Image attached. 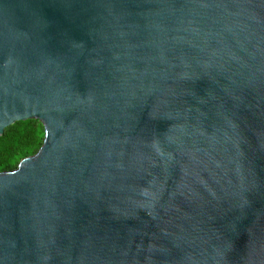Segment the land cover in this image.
<instances>
[{
  "label": "water",
  "instance_id": "95a60500",
  "mask_svg": "<svg viewBox=\"0 0 264 264\" xmlns=\"http://www.w3.org/2000/svg\"><path fill=\"white\" fill-rule=\"evenodd\" d=\"M0 264H264V0H0Z\"/></svg>",
  "mask_w": 264,
  "mask_h": 264
},
{
  "label": "trees",
  "instance_id": "16d2710c",
  "mask_svg": "<svg viewBox=\"0 0 264 264\" xmlns=\"http://www.w3.org/2000/svg\"><path fill=\"white\" fill-rule=\"evenodd\" d=\"M44 126L38 120L18 121L0 136V172L15 170L20 161L38 152L44 142Z\"/></svg>",
  "mask_w": 264,
  "mask_h": 264
}]
</instances>
